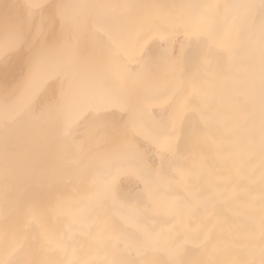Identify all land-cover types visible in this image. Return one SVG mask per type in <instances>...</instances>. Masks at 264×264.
Segmentation results:
<instances>
[{
    "label": "bare ground",
    "instance_id": "obj_1",
    "mask_svg": "<svg viewBox=\"0 0 264 264\" xmlns=\"http://www.w3.org/2000/svg\"><path fill=\"white\" fill-rule=\"evenodd\" d=\"M262 20L0 0V264H264Z\"/></svg>",
    "mask_w": 264,
    "mask_h": 264
},
{
    "label": "snow or ice",
    "instance_id": "obj_2",
    "mask_svg": "<svg viewBox=\"0 0 264 264\" xmlns=\"http://www.w3.org/2000/svg\"><path fill=\"white\" fill-rule=\"evenodd\" d=\"M261 7H262V9H264V0H261ZM260 27H261V38H262V40H264V20H262ZM23 39H24L23 31H18L15 34V42H22ZM176 62H178V61H176ZM170 63H174V62L170 61ZM55 70H56L55 64L53 62L47 61V60L41 62L37 67L38 74H41L44 76L52 74Z\"/></svg>",
    "mask_w": 264,
    "mask_h": 264
}]
</instances>
